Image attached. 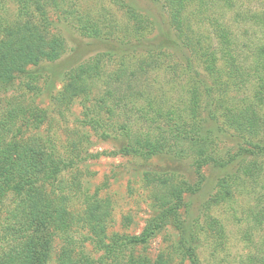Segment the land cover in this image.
I'll return each instance as SVG.
<instances>
[{
  "label": "trees",
  "instance_id": "obj_1",
  "mask_svg": "<svg viewBox=\"0 0 264 264\" xmlns=\"http://www.w3.org/2000/svg\"><path fill=\"white\" fill-rule=\"evenodd\" d=\"M12 1L17 14L11 23L2 17L6 1L0 3L1 87H11L29 67L57 62L66 53L63 38H47L51 13L58 23L76 24L82 36L114 42L125 52L119 59L99 55L67 74L57 101L68 105L81 98L83 112L76 127L63 133V143L31 136L43 130L45 111L14 100L0 110V264H51L57 233L66 235L67 245L57 264H168L162 256L152 261L147 255L150 242L168 226L181 233L176 254L188 264H201L196 242L206 228L199 224V231L188 233L181 221L201 183L177 182L171 173H145L144 181L157 186V213L140 235L109 237L110 202L85 189L81 168L103 155L145 161L192 155L203 181L205 167L228 169L239 157L240 162L263 157L264 0H147L162 8L165 26L174 32V54L144 46L154 31L152 14L128 0H108L112 8L97 18L79 11L80 0ZM115 13L121 14L122 25ZM172 82L186 84L181 108L170 105V93L176 92ZM100 83L103 89L96 95ZM246 91L250 96H233ZM214 125L233 131L246 147L227 158L213 155ZM86 129L99 140L117 142L118 150L84 157L86 137L80 131ZM248 167L245 177L258 171L257 161ZM233 177L218 182L220 190L206 206L232 197ZM79 201L83 208L74 216L70 209ZM262 210L254 215L260 227ZM72 221L89 237L81 241L68 235ZM208 229L220 233L221 228L212 219ZM88 241L97 259L84 250ZM258 258L252 262L264 264V253Z\"/></svg>",
  "mask_w": 264,
  "mask_h": 264
},
{
  "label": "rangeland",
  "instance_id": "obj_2",
  "mask_svg": "<svg viewBox=\"0 0 264 264\" xmlns=\"http://www.w3.org/2000/svg\"><path fill=\"white\" fill-rule=\"evenodd\" d=\"M6 1L7 8L2 10V16L7 21L14 22L17 8L12 0ZM130 4H135L138 9L149 10L145 13L150 15L154 22V31L147 37L146 47L165 48L168 53L174 54L175 45L173 43L174 32L169 30L165 24V15L162 8L152 5L147 0H128ZM253 2V1H252ZM81 13H91L93 17H99L101 13H107V9L112 6L108 0H80L78 2ZM103 4L104 7H103ZM105 8V9H103ZM117 14V13H115ZM162 14V15H161ZM121 14H117L119 22ZM53 25L49 30L48 39L53 36L61 37L67 44L66 53L53 63H41L35 67H29L24 74H18L11 87L0 86V110L5 107L9 100H14L19 104L29 106L34 109L43 110L47 113V122L43 130L39 133H32L33 137L57 138L60 143L66 139L63 135L67 129L76 127L77 120H81L82 99L74 98L68 105L59 103L58 97L66 87L67 74L80 65L91 62L99 55H113L114 59H119L118 55L125 52V48L114 42L84 37L75 28L76 24L58 23L56 14L51 13ZM166 25V26H165ZM122 27V26H121ZM120 27V28H121ZM208 34L210 35L209 31ZM118 38V37H117ZM178 52V50H177ZM114 65V63H112ZM28 76H32L30 79ZM170 78H173L172 76ZM161 81V80H160ZM164 83V82H162ZM174 85V93H170L173 101L170 105L180 107L181 91L186 84ZM33 86V90L27 88ZM102 83L98 85L101 94ZM171 87V86H169ZM95 95V96H96ZM243 95L250 96V91L244 94H233L238 100ZM168 107L169 106H164ZM183 107V106H182ZM214 136L211 151L213 155L219 154L227 158L237 153L240 147H246L243 139L226 128L219 130L214 125ZM86 137V144L83 147V156L89 154H110L119 148L117 142H106L95 137L88 129L80 131ZM210 151V152H211ZM63 153L64 150H62ZM239 157L228 169H219L213 166L205 167L201 170L202 180L194 167L192 155L183 158L174 155H165L155 159L145 161L133 157H111L103 155L97 160H89L82 166L83 182L85 189L90 194L99 192L102 199H107L111 206V216L108 223V236L119 235H140L147 225V222L155 216L154 196L157 192L156 185H148L144 181V174L147 172L171 173L175 180L186 181L195 185L201 183V190L190 199L191 209L189 215L183 217L186 232L199 231V224L205 227L198 233V257L201 264H256L258 256L264 253V215L261 216L263 225L254 220V215L264 212V156L261 158L247 157L240 162ZM257 161L258 171L250 177L244 176V168H249L248 164ZM233 175L232 197L218 206H206L210 200L219 192L218 182L226 176ZM11 197L8 200V204ZM71 208V213L76 216L82 210L80 201ZM206 206V207H205ZM209 218V219H208ZM212 219L218 221L220 233L208 229V224ZM73 223V221H72ZM72 231L67 233L75 240L88 238L87 229L73 223ZM200 228V227H199ZM201 230V229H200ZM53 239V256L51 264H57L58 256L66 245V235L57 233ZM180 231L168 226L154 238L148 248L147 255L152 261H156L162 256L168 264H188L184 262L175 252V246L180 239ZM86 243V242H85ZM87 254L97 259L90 241L85 245Z\"/></svg>",
  "mask_w": 264,
  "mask_h": 264
}]
</instances>
